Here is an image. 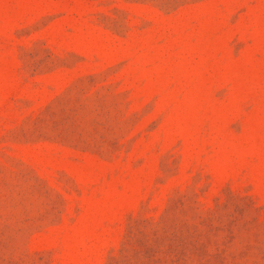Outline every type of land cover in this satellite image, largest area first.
<instances>
[{
    "label": "rangeland",
    "instance_id": "1",
    "mask_svg": "<svg viewBox=\"0 0 264 264\" xmlns=\"http://www.w3.org/2000/svg\"><path fill=\"white\" fill-rule=\"evenodd\" d=\"M0 264H264V0H0Z\"/></svg>",
    "mask_w": 264,
    "mask_h": 264
}]
</instances>
